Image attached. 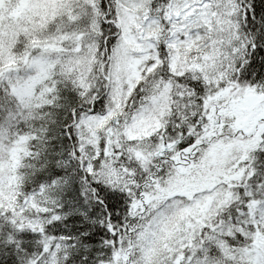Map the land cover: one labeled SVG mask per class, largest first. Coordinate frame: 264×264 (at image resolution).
Segmentation results:
<instances>
[{"label": "snow or ice", "instance_id": "6c2138e0", "mask_svg": "<svg viewBox=\"0 0 264 264\" xmlns=\"http://www.w3.org/2000/svg\"><path fill=\"white\" fill-rule=\"evenodd\" d=\"M0 264H264V0H0Z\"/></svg>", "mask_w": 264, "mask_h": 264}]
</instances>
